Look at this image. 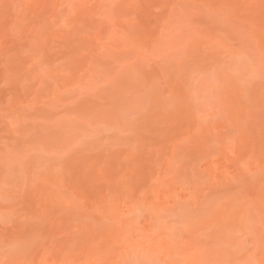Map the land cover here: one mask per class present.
<instances>
[{"label":"rangeland","instance_id":"374dc122","mask_svg":"<svg viewBox=\"0 0 264 264\" xmlns=\"http://www.w3.org/2000/svg\"><path fill=\"white\" fill-rule=\"evenodd\" d=\"M0 264H264V0H0Z\"/></svg>","mask_w":264,"mask_h":264}]
</instances>
